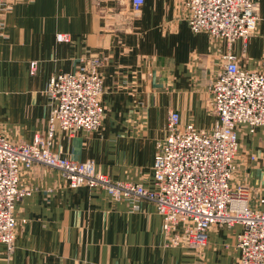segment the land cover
Returning <instances> with one entry per match:
<instances>
[{
    "label": "crops",
    "instance_id": "crops-1",
    "mask_svg": "<svg viewBox=\"0 0 264 264\" xmlns=\"http://www.w3.org/2000/svg\"><path fill=\"white\" fill-rule=\"evenodd\" d=\"M257 4L254 34L246 44L228 46L194 33L180 0H144L137 15L131 0H13L0 36V133L26 144L46 135L51 79L98 56L104 60L102 125L72 137L57 129L51 150L93 162L114 182L155 191L156 145L166 137L170 111L179 113L182 125L210 130L217 118L209 81L223 70V57L231 53L242 69L264 72V0ZM58 34L70 42H57ZM237 132L232 186L249 188L259 206L264 126L253 135L243 126ZM19 188L29 194L16 208L13 251L0 243V264H241L240 226L211 228L206 247L195 252L165 245L163 219L152 202L116 201L102 188H70L59 171L40 164L23 169Z\"/></svg>",
    "mask_w": 264,
    "mask_h": 264
},
{
    "label": "built area",
    "instance_id": "built-area-1",
    "mask_svg": "<svg viewBox=\"0 0 264 264\" xmlns=\"http://www.w3.org/2000/svg\"><path fill=\"white\" fill-rule=\"evenodd\" d=\"M194 33L206 32L228 46L246 44L259 20L257 0H180ZM132 14L141 12L144 0H131ZM13 0H0V36H4L5 14ZM57 42L70 36L58 34ZM223 70L209 81L212 108L217 118L210 130L182 125L180 115L170 111L166 137L156 145L153 164L155 191L135 182H114L91 162H79L51 150L57 129L74 136L79 131L98 130L104 118L101 103L104 60L84 58L75 72L60 73L48 86L52 103L47 134L33 144L12 143L0 133V243L14 249L16 208L29 194L19 188L23 169L35 164L59 171L70 188H102L116 201L143 200L155 204L163 219L167 247L203 250L213 227L242 228L237 237L241 264H264V201L254 203L253 192L244 185L232 186L240 148L237 129L250 135L264 126V72L242 69L236 56L223 57ZM38 62H32L34 75Z\"/></svg>",
    "mask_w": 264,
    "mask_h": 264
},
{
    "label": "rangeland",
    "instance_id": "rangeland-1",
    "mask_svg": "<svg viewBox=\"0 0 264 264\" xmlns=\"http://www.w3.org/2000/svg\"><path fill=\"white\" fill-rule=\"evenodd\" d=\"M67 134V133H66Z\"/></svg>",
    "mask_w": 264,
    "mask_h": 264
}]
</instances>
